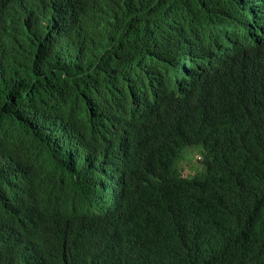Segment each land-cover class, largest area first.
Listing matches in <instances>:
<instances>
[{
  "label": "trees",
  "instance_id": "trees-1",
  "mask_svg": "<svg viewBox=\"0 0 264 264\" xmlns=\"http://www.w3.org/2000/svg\"><path fill=\"white\" fill-rule=\"evenodd\" d=\"M10 1L0 0V53L9 49L2 24ZM157 2L160 7L151 19L133 26L119 23L113 28L99 16L89 17L86 35L76 33L70 46L45 59L34 44L25 43L19 30L13 34L29 72L38 74L43 67L53 77L66 74L47 89L37 87L41 103L36 118L31 110L24 111L25 119L15 122V136L0 132V162L16 151L35 148L47 129L68 123L75 132V154L90 161L84 173L68 177L74 210L91 203L110 214L92 194L95 197L101 188L98 174L103 177V171L98 166L108 172L112 156L118 157L111 167L119 183L128 184L118 214L106 218L85 213L76 232L67 235L56 229L49 236L72 264H99L101 257L93 248L99 235L108 243L104 264H264V40L228 49L219 65L200 75L199 85L182 103L166 102L164 83L172 81L167 72L145 77L131 69L144 54L152 67L159 62L177 64L182 57L184 47L171 37L167 40L161 29L167 14L181 15L180 26L204 31L254 14L250 23L264 28V1ZM128 12L133 13L131 7ZM142 78L147 79L136 97L137 114L112 128ZM41 110V127L33 128ZM51 135L58 143V136ZM120 137H127L129 154L117 144ZM195 153L201 167L186 175L181 161ZM125 157L128 161L119 164ZM102 184L107 191L110 185L105 180ZM32 208L14 205L22 231L24 213ZM25 236L38 245V233ZM135 241L144 256H137ZM163 251L176 262H162ZM192 254L196 258L191 259Z\"/></svg>",
  "mask_w": 264,
  "mask_h": 264
},
{
  "label": "clouds",
  "instance_id": "clouds-1",
  "mask_svg": "<svg viewBox=\"0 0 264 264\" xmlns=\"http://www.w3.org/2000/svg\"><path fill=\"white\" fill-rule=\"evenodd\" d=\"M157 1L11 0L3 15L2 24L9 49L0 53V132L9 131L15 136L18 125L15 122L25 119L24 111L31 110V115L36 118L38 115L36 108L41 103L36 99L37 87L47 89L50 84L65 77L66 74L53 77L52 71L43 67L38 74L29 72L25 68V63L20 60L22 47L13 37L17 30L24 37L25 43L34 44L43 53L45 59L50 54L61 53L70 46L76 38V33L86 35L90 30L89 17L99 16L102 18L99 20L113 28L119 23L121 25L129 23L133 26L151 19L152 13L160 7ZM263 1L259 0L258 4L261 5ZM128 7L132 8V14L128 12ZM248 9L254 11L251 6ZM82 15H85L84 22ZM250 17L244 21L234 20L215 29L209 27L204 31L200 28L180 26L181 15L167 14L161 29L167 32V40L171 37L184 47L182 57L178 59L177 64L167 65L159 62L152 67L150 56L144 54L131 64V69L134 73L145 77L148 73L167 72L172 81H168L169 86L163 82L166 102L182 103L199 85L200 75L219 65L225 54H228V49L237 46L240 42L259 44L264 40V28L250 23L254 14ZM228 32L230 36L227 35ZM231 36L235 38L231 39ZM146 79L142 78L138 81V91L134 87L130 106L117 114L116 121L111 124L112 128L117 129L121 122L128 121L137 114L136 97L146 84ZM42 116L43 110L39 114L40 119H37L36 127L33 128L41 127ZM65 124L63 128L47 129L44 136H40L34 142L35 148L16 151L12 157L6 156L0 162V264H72L64 251L58 248L57 244L49 241L52 232L62 229L65 234L70 235L77 231L79 224L85 222L78 220L85 213L90 212L107 218L108 215L110 217L118 214L119 208L122 207L128 184L119 183L117 180L111 166L118 162V157L113 155L108 172L107 169L98 166L103 171V177L98 174L101 188L95 197L92 194L93 201L98 200V203H102L103 207H99L112 212L110 214L109 211L104 212L91 203L78 206L74 210L68 177L73 173H84L86 166L90 168V161L81 160V155L75 154L77 149L74 141L75 132L70 129L68 123ZM107 125L108 120L104 129L108 128ZM51 134L58 136V143ZM63 135L68 137V144L62 139ZM117 144L128 154L131 151L127 137H120ZM3 155H0V160ZM126 159V157L122 158L119 164L127 162ZM103 180L110 185L107 191L102 189ZM120 191L123 192L122 196L119 195ZM18 203L23 204V207L30 205L33 207L31 211L24 213V231L18 226L20 213L14 210V205ZM27 233L39 234L37 246L26 240ZM95 239L99 242L93 244V248H96L98 256L101 257L99 264H104L109 258L107 240L103 237L100 240V235ZM135 245L138 250L137 256H144L143 247L136 241ZM118 250L122 252L125 249L121 247ZM194 258L196 254L191 255V259ZM160 260L166 263L176 262V259L168 255V251L162 252Z\"/></svg>",
  "mask_w": 264,
  "mask_h": 264
},
{
  "label": "rangeland",
  "instance_id": "rangeland-1",
  "mask_svg": "<svg viewBox=\"0 0 264 264\" xmlns=\"http://www.w3.org/2000/svg\"><path fill=\"white\" fill-rule=\"evenodd\" d=\"M188 152V151H187ZM197 154H190L188 160L181 161V168L186 175H192L198 171L201 167L200 164L197 162Z\"/></svg>",
  "mask_w": 264,
  "mask_h": 264
}]
</instances>
